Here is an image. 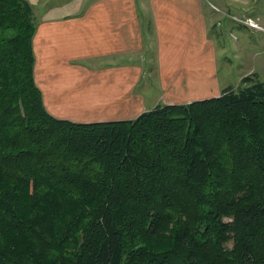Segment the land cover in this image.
I'll use <instances>...</instances> for the list:
<instances>
[{
	"label": "trees",
	"instance_id": "trees-1",
	"mask_svg": "<svg viewBox=\"0 0 264 264\" xmlns=\"http://www.w3.org/2000/svg\"><path fill=\"white\" fill-rule=\"evenodd\" d=\"M35 29L26 0H0V264H264V82L58 119Z\"/></svg>",
	"mask_w": 264,
	"mask_h": 264
},
{
	"label": "crops",
	"instance_id": "crops-1",
	"mask_svg": "<svg viewBox=\"0 0 264 264\" xmlns=\"http://www.w3.org/2000/svg\"><path fill=\"white\" fill-rule=\"evenodd\" d=\"M26 1L34 11L47 0ZM63 2L62 12L44 21L34 11V82L51 116L132 120L159 104L217 97L227 86L208 94L217 75L209 0H86L84 8L81 0ZM230 18L234 31L239 18Z\"/></svg>",
	"mask_w": 264,
	"mask_h": 264
},
{
	"label": "rangeland",
	"instance_id": "rangeland-1",
	"mask_svg": "<svg viewBox=\"0 0 264 264\" xmlns=\"http://www.w3.org/2000/svg\"><path fill=\"white\" fill-rule=\"evenodd\" d=\"M63 1L47 0L42 3L43 7L38 5L35 8L36 15L42 19L41 21L55 16L62 12L59 10L60 7H66ZM209 1L212 4H209L211 10L208 9V15L212 22L209 24L208 36L212 38H208V43L213 48L216 57L217 75L209 80L208 94L218 92L220 90L218 84L220 88L227 84L224 88L236 89L240 86L241 79L251 74H256L259 80L264 82V30L261 33L253 34L250 32L252 28L245 24L247 19H257L258 14L264 16V0H239V5L235 3L236 0ZM85 4L86 0H81L82 8ZM34 11L32 10V16L34 26L37 27ZM232 16L239 18L237 20L239 21L238 27L233 25L234 31L231 23L235 21L231 20ZM257 22L259 26L264 27L263 22L260 20ZM227 245L231 247V242Z\"/></svg>",
	"mask_w": 264,
	"mask_h": 264
},
{
	"label": "built area",
	"instance_id": "built-area-1",
	"mask_svg": "<svg viewBox=\"0 0 264 264\" xmlns=\"http://www.w3.org/2000/svg\"><path fill=\"white\" fill-rule=\"evenodd\" d=\"M245 24L250 27V28H253V29H261L259 26H258V23L255 21V20H252V19H247Z\"/></svg>",
	"mask_w": 264,
	"mask_h": 264
}]
</instances>
